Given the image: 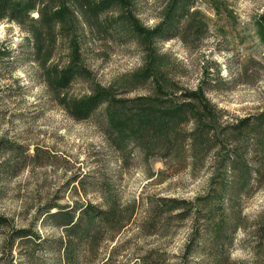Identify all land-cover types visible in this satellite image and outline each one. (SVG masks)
Returning a JSON list of instances; mask_svg holds the SVG:
<instances>
[{
  "label": "rangeland",
  "instance_id": "374dc122",
  "mask_svg": "<svg viewBox=\"0 0 264 264\" xmlns=\"http://www.w3.org/2000/svg\"><path fill=\"white\" fill-rule=\"evenodd\" d=\"M93 1L13 0L23 13L0 19V216L40 237L5 252L0 225V264H68L69 241L74 264H264V0H126L101 14ZM70 65L78 75L56 90ZM97 89L105 103L71 118ZM196 91L168 138L138 133L122 151L108 139L155 99ZM89 204L112 213L100 236L69 237L43 214L76 220Z\"/></svg>",
  "mask_w": 264,
  "mask_h": 264
},
{
  "label": "trees",
  "instance_id": "16d2710c",
  "mask_svg": "<svg viewBox=\"0 0 264 264\" xmlns=\"http://www.w3.org/2000/svg\"><path fill=\"white\" fill-rule=\"evenodd\" d=\"M115 2H119L122 6L128 4L126 0H98L91 3V8L95 14H101ZM12 4L13 0H0V19H4L9 14L11 16L17 17L16 13H18L19 15L23 13L20 7H18V9L14 8ZM139 32L144 36H148V34H152L154 36L160 34V27L152 30L151 32ZM261 35V38L264 39V32H261ZM27 38L25 39V42L29 43V38ZM40 38L41 37L39 34L35 35V41L33 42V44L31 43L34 56L33 60L37 63L40 61L42 53V42ZM145 72L147 73L148 69H146ZM77 75V69L70 65L59 73L56 80L54 81V88L56 90L67 88ZM106 96L107 94L105 90L103 91L97 89L93 94L72 102L67 108L68 115L77 121L85 120L89 118V116L95 110H97L105 103ZM190 99H192L193 101L202 102L200 91L183 95L182 103L178 105L176 104V102H173L172 104L168 102V104L166 103L167 105H161V99H155L154 102L156 103L150 102V105L148 106L149 113H146L143 119H141L140 117L136 118L135 115H129L128 117H126L124 122L122 121L118 124L119 127H117L114 123H111V129L108 133V139L117 151H122L124 149L122 146H127L132 140L130 138H134V136L138 133H140L141 137H144V135H146L147 137V134H152V137H156V135H159L160 137L162 136L163 138H168L170 135L169 130L176 124H179L185 120L187 115V101H189ZM189 106L190 104L188 105V107ZM244 122L245 121H241L240 124L243 125ZM154 126H156V129L154 128ZM163 205L164 203H161V207ZM77 212L78 215L76 217V220H74L75 214H73V212L66 210L64 207L50 205L45 208L43 214L49 222H54V224L52 223L53 228L67 229L69 237L76 235L81 239L95 236L94 231L97 230L96 228L98 225V220L104 218L103 221H106L109 219L108 216L112 215L111 211L108 214H105L106 212L95 209V207L90 204L78 207ZM104 214L107 217H101ZM112 220L114 221V216L111 218V222ZM0 225H5L8 229L10 228L11 230V236L6 239L3 244L5 252H9L12 249L15 238L22 240L27 238L30 239L31 237H33V240H40V237H38V235L34 233L32 234L28 230H13L11 228L10 220L5 217L0 216ZM101 225L102 224H100L99 227H101ZM99 230L101 231V229ZM100 231H96V236H100ZM69 245L70 248L69 250H67L68 264H74V243L69 241Z\"/></svg>",
  "mask_w": 264,
  "mask_h": 264
}]
</instances>
